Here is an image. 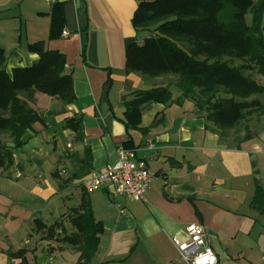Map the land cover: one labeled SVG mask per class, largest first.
<instances>
[{"label":"crops","instance_id":"1","mask_svg":"<svg viewBox=\"0 0 264 264\" xmlns=\"http://www.w3.org/2000/svg\"><path fill=\"white\" fill-rule=\"evenodd\" d=\"M140 1L0 0L5 71L34 64L38 56L27 47L44 42L46 50L64 55L75 95L69 106L39 93L29 104L44 124L33 125L13 167L0 170V264H77L78 253L61 239L75 232L71 219L83 195L103 229L92 264H186L171 239L185 240L192 223L204 228L217 264H264V213L251 206L256 188L264 194L259 133L230 142L189 100L144 106L139 126H126L125 104L136 92L167 87L173 99L180 95L173 75L125 71ZM55 3L64 6L69 36L49 40ZM72 117H81V140L63 128ZM125 142L154 176L143 199L85 192L83 180L114 165ZM54 224V237H47L45 227ZM18 252L21 257L11 256Z\"/></svg>","mask_w":264,"mask_h":264},{"label":"trees","instance_id":"2","mask_svg":"<svg viewBox=\"0 0 264 264\" xmlns=\"http://www.w3.org/2000/svg\"><path fill=\"white\" fill-rule=\"evenodd\" d=\"M49 17L48 39H59L65 25L64 6L53 4ZM131 24L136 39L126 47L125 71L150 78L173 75L180 95L173 99L167 87L136 92L125 104L128 128L139 126L141 110L149 104L189 100L196 114L220 135L264 109V101L257 98L264 97V83L244 74L264 79V0H142ZM27 50L38 56L37 61L8 74L0 48V170L13 167L14 156L26 145L33 125L44 124V116L29 106L36 93L63 106L75 102L64 55L46 50L41 41ZM81 123V117L68 118L63 128L81 140ZM122 146L133 148L131 142ZM251 206L264 213V194L259 188ZM73 213L71 224L76 230L61 241L78 253L77 264H92L103 233L101 223L93 217L85 195ZM36 226L44 228L41 222ZM56 228L57 224L45 227L47 237L53 238ZM20 253L11 256L21 257Z\"/></svg>","mask_w":264,"mask_h":264},{"label":"built area","instance_id":"3","mask_svg":"<svg viewBox=\"0 0 264 264\" xmlns=\"http://www.w3.org/2000/svg\"><path fill=\"white\" fill-rule=\"evenodd\" d=\"M54 2L55 0H49ZM62 37H68L67 31L61 32ZM148 150H154L152 143ZM117 162L98 172L91 173L82 182L85 192L99 189L109 190L114 198H126L132 201L143 199L146 191L154 180L145 165L144 160L137 157L135 149L117 148ZM119 207V203L116 202ZM185 240L176 237L171 243L180 259L186 264H217L216 257L207 241L204 228L196 223L185 227Z\"/></svg>","mask_w":264,"mask_h":264},{"label":"rangeland","instance_id":"4","mask_svg":"<svg viewBox=\"0 0 264 264\" xmlns=\"http://www.w3.org/2000/svg\"><path fill=\"white\" fill-rule=\"evenodd\" d=\"M236 64L239 65V63ZM244 74L249 75L260 84L264 83V79L255 75L254 73L250 74L248 72H244ZM257 98L261 102L264 101L263 96H258ZM221 135H223L233 143L242 141L246 136L248 138L258 135L257 138L264 139V109H262L258 113L252 114L240 125H238L234 129L224 131V133H221Z\"/></svg>","mask_w":264,"mask_h":264}]
</instances>
